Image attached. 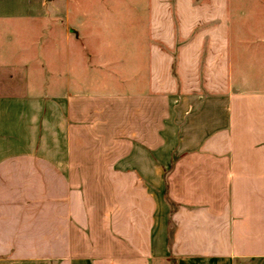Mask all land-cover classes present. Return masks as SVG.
I'll list each match as a JSON object with an SVG mask.
<instances>
[{
	"label": "crops",
	"instance_id": "0c3cea01",
	"mask_svg": "<svg viewBox=\"0 0 264 264\" xmlns=\"http://www.w3.org/2000/svg\"><path fill=\"white\" fill-rule=\"evenodd\" d=\"M12 1L0 264H264V88L235 81L232 0L83 29L66 0Z\"/></svg>",
	"mask_w": 264,
	"mask_h": 264
},
{
	"label": "rangeland",
	"instance_id": "374dc122",
	"mask_svg": "<svg viewBox=\"0 0 264 264\" xmlns=\"http://www.w3.org/2000/svg\"><path fill=\"white\" fill-rule=\"evenodd\" d=\"M3 2L12 0H2ZM135 1H131L134 3ZM129 0H66L61 4L62 10L69 6L71 26L86 28L92 20H100L99 25L114 26L137 23L136 17L127 15ZM232 56L235 66V81L240 86L238 74L244 78L246 87L264 88V0H232ZM68 4V6H67ZM94 4V5H93ZM119 5V7H117ZM19 7V5H17ZM11 8V6H7ZM76 8L83 10L80 22L75 15ZM100 9V16L86 15V10ZM126 9V11H125ZM243 11V12H242ZM90 12V11H88ZM123 12V13H122ZM85 14V15H84Z\"/></svg>",
	"mask_w": 264,
	"mask_h": 264
}]
</instances>
